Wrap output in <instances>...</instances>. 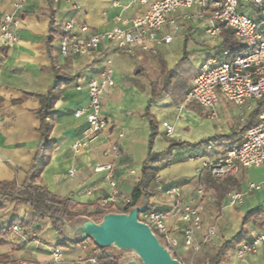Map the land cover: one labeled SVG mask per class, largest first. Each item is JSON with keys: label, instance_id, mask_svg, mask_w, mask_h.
<instances>
[{"label": "crops", "instance_id": "0c3cea01", "mask_svg": "<svg viewBox=\"0 0 264 264\" xmlns=\"http://www.w3.org/2000/svg\"><path fill=\"white\" fill-rule=\"evenodd\" d=\"M15 1L0 0V15L13 12ZM128 4L129 0H26L24 9L19 12L17 43L0 48V183L22 186L34 157L39 154L41 135L39 117L35 112L40 103L37 95L48 92L55 81L54 68H57L67 77H75V80L60 88L54 105L55 117L49 139L55 142L56 148L49 153V161L39 176V184L45 186L50 194L76 205L110 206L114 211L123 210L121 200L131 197L149 152L150 126L143 115L148 109L156 124L150 152L163 154L173 143L182 144L174 147L168 161L158 166L155 178L147 187V192L151 194L147 201L152 209L169 210L170 198L166 192L170 189L177 190L176 200L181 206L200 209L202 229L196 233L197 239H201L208 227H214L215 237L221 234V243L215 245L212 239L197 254L199 258L212 256L216 248L231 238L227 237L228 230L232 229L234 235L237 234L244 216L257 207L263 214L246 221V242L257 233L264 234V190L245 194L243 203L235 206H229L225 196L219 210L213 204L212 190H204L208 200H201L196 194L203 162L215 160L225 149L224 145H216L203 152L188 145L235 132L242 123L240 116L235 115V122L231 125L219 126L213 123L206 110L195 104L183 103L201 65L217 58L214 50H218L222 42L220 34L211 37L205 34L202 25L186 21L180 23L179 29L182 28L188 36L197 33L202 40L212 38L209 44L202 43L198 47L202 63L189 75V79L183 68L186 56L183 54L179 58L176 52L177 33L170 44L158 47L155 52L135 49L133 56L117 52L114 48L102 50L99 47L100 55L63 57L58 49L61 37L55 35L50 41L51 18L54 27L60 30L62 23L72 22L73 33L88 39L92 35L123 27L127 21L145 11L144 7H128ZM82 28L86 31L81 32ZM106 57L111 58L114 81V87L107 89L101 97V115L106 126L85 138L88 130L85 115L75 118L73 113L86 109L87 83L102 74ZM172 70L173 77L165 81L163 72ZM252 103L248 102L243 110H239L240 113L248 111L244 121L256 108L251 107ZM229 114L231 116L232 112ZM216 116L224 121L220 111H216ZM162 123L173 128L172 136L164 135ZM80 141L84 145L74 152L72 145ZM110 145L117 146L119 157L114 158L107 153ZM104 164L113 166L109 179L107 172H94L96 165ZM70 172H73L72 175ZM233 178L238 183L237 191L246 190L247 185L240 177L236 175ZM110 182L115 183L114 188H111ZM112 193H116L117 200L105 204L104 201ZM21 205L0 195V230H3L0 233V264H53L50 249L54 246L62 249L63 257L59 264H72L78 258L88 259L97 252L91 241L76 244L60 236L48 220L27 217V207L25 205L21 209ZM20 209L21 219L18 217ZM16 219L26 222L25 226L16 224L26 236L23 241H19L11 230L4 232ZM175 228L177 226L171 223L173 236L179 238ZM50 230L55 231V236L50 234ZM231 251L226 254L223 264H264V243L255 255L244 261L236 259ZM175 253L178 257H185L187 252L181 247V241Z\"/></svg>", "mask_w": 264, "mask_h": 264}, {"label": "built area", "instance_id": "2783aa9c", "mask_svg": "<svg viewBox=\"0 0 264 264\" xmlns=\"http://www.w3.org/2000/svg\"><path fill=\"white\" fill-rule=\"evenodd\" d=\"M25 2L26 0H16L13 4V12L0 15V48L12 47L17 43L16 28L20 21L19 12L24 9ZM244 3L253 4L259 10L264 8L262 0H129L128 7H144V13L127 21L123 27L113 28L103 34L83 39L73 33L72 22L62 23L64 35L58 44L59 53L63 57L72 58L96 53L100 55L98 49L101 47L102 50L114 48L117 52L133 56L135 49L142 52H155L158 47L170 44L174 34L180 28V23L184 21L196 26L202 25L205 34L211 37L219 34L220 26L229 28L237 44L247 52L222 62L213 59L203 63L183 99L185 104H195L206 110L210 119L216 118V110L222 98L238 110H243L248 102L261 105V112L256 123L245 131L244 138L237 147L224 151L215 160L203 162V170L207 171L210 178L221 182L235 177L240 169H258L264 166V33L259 30L257 22L240 12L241 4ZM262 12L264 14L263 10ZM85 31L86 28L81 29V32ZM221 55L227 56L228 52H223ZM104 64V70L99 78L87 83L86 109H78L73 113L75 118L85 115L88 126L85 138L100 132L106 126L101 115V97L107 89L114 87V81L110 69L111 58L106 57ZM162 127L166 137L172 136L171 126L162 123ZM83 145L84 142L80 141L71 148L77 152ZM107 153L114 158L119 157V151L115 145H110ZM112 169L111 164L96 165L94 172H107V179H109ZM72 173L69 174L72 175ZM110 186L114 188L115 183L110 182ZM258 190H264V181L259 184L248 183L246 190L231 191L226 195V202L229 206L240 205L243 203L245 194ZM166 194L170 198L169 210H147L139 214L138 220L148 225L172 253L176 252L181 241L183 250L195 255L202 247L211 243L216 235V229L208 227L198 240L196 233L202 229L200 209L181 206L176 200L178 197L176 189H170ZM196 194L199 199L208 200L203 186H198ZM116 200V193H112L104 203ZM121 202L125 208L130 204V198H123ZM171 223L177 226L175 230L179 238L173 236L170 229ZM11 231L19 241L26 239L17 225L12 226ZM263 243L264 234L257 233L251 241L241 243L231 252L236 259L244 261L249 256L255 255ZM98 255L97 249L93 257L78 258L72 264H96ZM62 257L60 247L54 246L50 249L53 264H59ZM201 264H207V261Z\"/></svg>", "mask_w": 264, "mask_h": 264}, {"label": "trees", "instance_id": "16d2710c", "mask_svg": "<svg viewBox=\"0 0 264 264\" xmlns=\"http://www.w3.org/2000/svg\"><path fill=\"white\" fill-rule=\"evenodd\" d=\"M262 2H264V0H262ZM49 31L51 37L50 41H52V38L55 35H58L59 37L64 35L62 30L54 27L53 18H51ZM219 34L222 38V42L218 47L216 55L219 59L228 60L231 57L243 55L247 52L244 48L237 44L234 34L229 28L220 26ZM223 52H228V55L222 56L221 54ZM50 59L52 62H54L51 55ZM182 61L183 60H180V62ZM173 73V70L170 72L164 71V80L166 81L167 79H171L173 77ZM54 74L55 81L48 92L45 95H37L40 103L39 108L35 112V114L39 117L38 130L41 135V141L38 149L39 154L34 157L31 169L27 174L23 185L16 187L14 184L0 183V195L13 198L17 204H25L29 208L31 215L34 214V216H36L37 214L39 216H46L48 219H50L52 226L58 233L59 231L55 228V224L58 223V220H56L54 216L62 217L67 220L73 219L75 217H87L93 221H97L102 215L106 213L125 212L129 207L134 206L141 196L140 190L146 192V198L148 200L151 197V194L147 192V187L155 178V175L159 170L158 166L164 161H168V159L171 157L174 147H178L182 144L173 143L163 154L151 153V143L154 136L156 135V124L148 114V109H146L143 115L147 118L150 126V135L148 141L149 152L147 158L142 163L140 179L131 194L130 204L128 206H126L121 211H114L110 206L98 207L96 205L72 204L68 199H61L50 194L45 186L39 184V176L49 161V153L56 148L55 142L49 139L51 124L53 123L55 117L54 105L59 97L60 88L64 85H69L75 80V77H67L61 73L60 69L57 68H54ZM260 112L261 105H257L253 112H251V114L248 116L247 120L239 124V127L235 132L227 135H215L197 144L188 146L203 152H205L207 148L216 145H224L225 151L237 147L242 142L245 131L250 126L255 124L252 122L257 121ZM199 182L200 185L203 186L204 190H212L214 196L213 204L216 210L220 209L224 197L231 191L238 188V183L235 178L230 177L218 182L211 179L206 170L201 172ZM151 209L152 207L148 204L147 210ZM262 214L263 211L259 207L249 211L242 220L239 232L230 239L224 241L220 247L216 248L215 253L212 256L207 258H199L197 257V254L192 255L191 252H187L184 258L178 257L175 253H173L172 256L181 264H201L205 260L207 261V264H223L226 259V254L229 251L237 248L241 243L248 241V232L244 229L246 221ZM19 223L24 226L26 225V222L23 220ZM16 224H18L17 221L13 220L4 232H9L12 226ZM1 232H3V230H0V233ZM97 249L99 251V255L96 259V264H118L117 258L107 256L104 250L99 248Z\"/></svg>", "mask_w": 264, "mask_h": 264}, {"label": "water", "instance_id": "95a60500", "mask_svg": "<svg viewBox=\"0 0 264 264\" xmlns=\"http://www.w3.org/2000/svg\"><path fill=\"white\" fill-rule=\"evenodd\" d=\"M141 196L136 204L125 212L106 213L97 221L87 217L65 220L55 217L62 226L67 240L76 244L86 240L102 249L107 256L117 258L109 249L118 252H132L137 259L122 258L118 264H181L174 259L165 242L159 238L148 225L138 220V216L148 209L146 192L140 190Z\"/></svg>", "mask_w": 264, "mask_h": 264}, {"label": "rangeland", "instance_id": "374dc122", "mask_svg": "<svg viewBox=\"0 0 264 264\" xmlns=\"http://www.w3.org/2000/svg\"><path fill=\"white\" fill-rule=\"evenodd\" d=\"M262 10L264 11V8ZM262 10H259V8L257 6L250 4V3L241 4V8H240V12L243 15H245V16L249 17L250 19L254 20L255 22H257L259 25V30L264 31V14H263ZM185 37H186V41H185ZM175 39H177V41H175V43L177 45V51L176 52L178 53L179 58H181L183 56V54H185V56H186V58L184 60L183 68L186 70V75H188L187 77L189 79L190 78L189 75L193 74L194 70L197 67H199V65L202 63L201 62V59H202L201 52L199 51L198 47L203 45L202 43L209 44V41L212 38H210V40L209 39L208 40L207 39L202 40L201 37L199 35H197V33H194L193 35L188 36L184 33L183 29L181 28L178 30L177 34L175 35ZM214 52H215V55H217L216 49L214 50ZM212 59H214V58H212ZM216 60L218 62L223 61V60L219 59L218 56H217ZM257 105H260V104L256 103L254 105V103H252L251 107H257ZM217 110L220 111L221 114H223L224 121L223 120L221 121L220 119H218L217 116H216V118L212 119V121L214 124L218 123L219 126H222V127L224 126V124L231 125L233 122H235L234 121L235 115L237 117L240 116L239 119L241 122H243L245 117L248 115V111L240 113L238 108L234 107L233 105H231L229 102H227L223 98L221 99V102H220ZM229 112H232L231 116H230ZM227 121H228V123H227ZM252 123H256V122L254 121ZM136 172H137V170H136ZM237 176L241 178V181L244 182L245 185H247L248 183L259 184V183L264 181V167H261L258 169H254V168L240 169ZM9 198H11V197H9ZM11 199H13V198H11ZM16 205H20V204L16 203ZM24 206H25V204H22L21 209H23ZM21 209L19 210V214H18V217L20 219L23 217L22 212H20ZM27 210H28L27 211V217L30 216L32 219H37V220H39V219L45 220L46 219L49 222H51L50 219H48L46 216H39L37 214H36V216H34V214L31 215L28 207H27ZM54 217H57V216H54ZM75 218H77V217H75ZM75 218H73V219H75ZM73 219H70V220H73ZM65 220H67V219H65ZM16 221L18 224L21 225V223H19L17 219H16ZM29 222H31V221H29ZM55 228L59 231L58 234L60 236L67 239L64 236L63 232H61L63 229H62L61 224H59V222L55 224ZM49 232L52 236H55L54 230H50ZM234 233H235L234 230L229 229L227 232V237H232L234 235ZM220 237H221V234L218 233L217 237L213 238L215 245H218L217 243H221L220 239H219ZM201 251H202V249L197 254H200ZM104 252H106V251H104ZM108 252H112L114 255L117 256V262L121 261L122 258H126V260L127 259H135V260L137 259L136 255L132 252H118V251H115L113 249H109Z\"/></svg>", "mask_w": 264, "mask_h": 264}]
</instances>
